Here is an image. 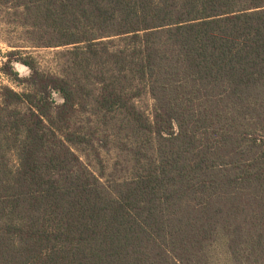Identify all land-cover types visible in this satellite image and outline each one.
<instances>
[{
	"label": "trees",
	"instance_id": "1",
	"mask_svg": "<svg viewBox=\"0 0 264 264\" xmlns=\"http://www.w3.org/2000/svg\"><path fill=\"white\" fill-rule=\"evenodd\" d=\"M0 26V264H264V0H0Z\"/></svg>",
	"mask_w": 264,
	"mask_h": 264
},
{
	"label": "rangeland",
	"instance_id": "2",
	"mask_svg": "<svg viewBox=\"0 0 264 264\" xmlns=\"http://www.w3.org/2000/svg\"><path fill=\"white\" fill-rule=\"evenodd\" d=\"M8 37L0 26V89L3 86H11L15 89V85L10 81L9 76L5 73L4 69L8 66L7 53L12 49L6 44L5 41ZM59 49H45V50H35L34 55L39 58L41 64L46 68H53L54 65V52ZM13 69L20 74L21 77H28L30 75V70L25 67L20 61H14ZM18 90V89H17ZM56 99L61 102L58 95H55Z\"/></svg>",
	"mask_w": 264,
	"mask_h": 264
}]
</instances>
